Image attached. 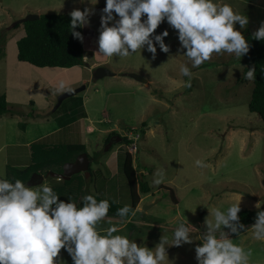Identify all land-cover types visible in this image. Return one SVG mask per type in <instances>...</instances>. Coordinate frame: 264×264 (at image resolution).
Wrapping results in <instances>:
<instances>
[{
  "label": "rangeland",
  "instance_id": "1",
  "mask_svg": "<svg viewBox=\"0 0 264 264\" xmlns=\"http://www.w3.org/2000/svg\"><path fill=\"white\" fill-rule=\"evenodd\" d=\"M75 1L0 0L4 7V14L0 15V24L5 26L0 27V92L4 87L3 68L7 67L4 61L16 56L15 41L24 35V31L15 28L14 24L17 25L16 22L28 14H36L31 12L30 8L43 7L41 14H63L53 10L54 6L61 7L56 2L69 6V3ZM222 3L231 5L234 11L249 17L246 28L240 29L237 23V30L242 31L244 35L252 32L249 9L253 7L248 5L247 0H222ZM26 7L30 8L25 9ZM9 20H12L11 24H8ZM12 28H15V31L10 30ZM91 29L99 33L97 26ZM167 30L169 35L165 37V43L170 46L168 53L160 51L157 46L155 59L142 49L126 58L108 57V63L99 66L110 72L122 65L132 67L150 79L146 86L134 81H131V84L114 81L107 84L106 78L91 80L86 86L81 85L86 89L77 94V105L72 106L71 98L76 96L74 95L65 99L57 109L58 116L69 106L70 109L80 112L82 103L87 98H91L90 96L97 98L92 102L96 111L91 114L90 124L95 131L86 135L89 143L87 141L85 144L77 142L71 144L72 139L69 143L73 147L71 149L67 147L69 145L67 143L60 145L43 143L45 147H41L51 151L49 155L53 149L56 150L52 156L66 150L64 157L56 156L45 164L40 154L42 148L32 150L29 147L27 150H31V153L26 156L29 160L24 164L27 169L15 167L14 170L12 168L6 170V173L10 174L9 181L20 179L27 184L34 173L44 171L45 167L61 173L65 160H74L78 153H88L89 177L86 179L83 175L80 178L83 184L81 192L94 195L98 201L107 199L111 204L129 205L127 182L122 172L118 171V167L116 170L117 158L121 160L126 145L121 140L113 142L110 146L109 141L105 144L107 134L99 140L97 147L94 146V140L101 135L99 133L101 129H111L120 137L135 129L140 138L137 143L138 151L132 155L133 165L136 172L144 177L149 188L147 194H140L141 201L136 207L140 209L137 212L143 217L136 215L131 217L130 220L138 226L133 230L125 227L128 221L120 219L104 220L99 227L106 229L115 225L118 231L114 235H126L138 245L152 249L160 242L162 236H166L171 244L175 228L180 222L188 221L196 228L192 232L194 240L191 244L167 246L170 261L166 264H198L195 259V247L201 243L200 237L207 230L206 218L214 219L209 215L210 209L220 208L224 211L241 199V211L257 209L255 207L257 203L261 204L260 210H264V129L259 116L250 113L247 107L252 83L249 80L241 81L245 66L242 58L238 59L234 54L227 53L213 54L212 58L199 68H192L191 62L183 55L186 50L180 49L176 30L169 25ZM159 33L161 31L157 30V34ZM85 43L87 44V38ZM96 44L98 46V41ZM96 55L100 57L99 54ZM181 64H186L193 73L190 86L186 85L189 77L180 73ZM74 71L45 70V77L53 80L52 85L56 88L54 93L65 92L58 91L61 80L65 85L73 83L74 88L69 90L81 87L76 86L79 77ZM94 83L97 85L91 87ZM106 94L110 96L104 100ZM17 99L23 100L19 97ZM36 100L38 103L34 108L26 105L23 106L24 109L38 107L42 109L43 100ZM88 102L87 105L91 103ZM22 114L25 115L23 111L19 115L24 118ZM19 123L25 124V119ZM57 123L60 124L61 120H57ZM17 134L20 138L15 137V142L24 141L22 133ZM5 154L4 150L0 151V157H4ZM21 154L19 152L17 155L21 157L23 156ZM110 159V166L105 165ZM197 160L204 161L207 167L197 166L195 163ZM158 169L163 170L165 179L164 183L157 186L152 181ZM2 174L0 178H5L6 174ZM60 184L58 186H62L64 181ZM75 203L78 207L82 206L79 200ZM230 238L233 243L242 245L246 251L251 250L249 264H264V241L252 239L250 232H242L239 236L230 234ZM60 256L66 264H72V259L65 250H61Z\"/></svg>",
  "mask_w": 264,
  "mask_h": 264
},
{
  "label": "clouds",
  "instance_id": "2",
  "mask_svg": "<svg viewBox=\"0 0 264 264\" xmlns=\"http://www.w3.org/2000/svg\"><path fill=\"white\" fill-rule=\"evenodd\" d=\"M90 3L96 5L98 0ZM92 11L85 8L69 13L70 31L81 42L84 37L76 29L89 24ZM102 13L96 54L105 57L126 58L143 49L155 59L157 46L168 53L170 46L165 43L168 30L156 33L164 22L176 30L180 49L186 50L183 55L192 68H199L213 54H234L240 59L250 50L245 35L236 29L237 23L240 29H245L249 17L234 11L222 0H106ZM251 35L264 41V21ZM180 73L189 77L186 85L190 86L191 69L181 64ZM244 77L255 80V67L248 68ZM64 88L61 80L58 91ZM195 163L207 167L202 160ZM164 179L163 170L158 169L152 183L158 186ZM61 181V177L56 178L57 183ZM240 202L241 199L224 211L209 210L214 219L206 218L207 230L195 247L198 264H249L251 250L233 243L230 234L239 236L244 230L251 233L252 239L264 241V210H259L261 204L257 203L255 223L246 227L238 215ZM109 208L107 199L98 201L91 194L85 195L82 206L78 207L71 198L62 200L47 182L33 187L20 179L13 183L0 178V264H66L60 256L62 249L69 254L72 264H166L170 261L167 246L191 244L194 240L192 232L196 228L187 221L175 228L171 244L162 236L155 248L138 245L126 235H114L118 231L115 225L99 227ZM129 214L136 215L129 205L117 210L121 218Z\"/></svg>",
  "mask_w": 264,
  "mask_h": 264
},
{
  "label": "crops",
  "instance_id": "3",
  "mask_svg": "<svg viewBox=\"0 0 264 264\" xmlns=\"http://www.w3.org/2000/svg\"><path fill=\"white\" fill-rule=\"evenodd\" d=\"M56 4L61 6L60 8H58L57 6L53 7V10H55V12L58 13H70L74 9L84 10L86 6L87 8L93 10L92 14L89 17V24L82 27V32L84 37L83 55H84L85 64L81 67H73L68 69L71 71H74L73 69H76L74 72H76L75 74L79 77V79L76 82L77 84L76 86H81V85L86 86V84H89L91 80L92 81L94 80L93 78H91L94 70L97 67L106 65L108 63V57L102 55H100V57H96L97 56L96 52L98 51V46L96 42L98 41L99 33L97 34V32L91 29V27L94 26H97L100 29V18L103 13L98 12V8L101 6L105 7L106 0H98V3L96 5H92L90 3V0L87 1L85 0V3H82L81 0H76L74 3H69L70 4L69 6L66 5L64 6L65 3H60V2H56ZM28 8L30 7H26L25 9ZM3 9L4 7L0 2V15L4 14ZM29 10L33 13L41 14V12L43 11V7L38 6V7L30 8ZM116 18L119 19V17ZM10 21L12 20H9L8 24H11ZM1 26L4 25L1 23L0 27ZM110 26H111V22H110ZM167 28H168V24L167 22H164L158 26V28L156 29V33L157 30L163 32ZM17 29H21L24 31L22 24H20L17 27ZM10 30L15 31V28H12ZM86 38H87V44L85 43ZM90 61L91 63H89ZM4 62H6L7 67L3 68L4 75L2 76V83L4 87L0 92V95L2 94L5 95L7 105L9 108L19 109L23 111L25 115H28V113H30L27 117L24 118L20 115H10V114H5L0 117V151L4 150V153L6 152L4 157H0V164L2 167V173L6 174L5 179H8L10 174L6 173V170L11 168L14 170L15 167L22 170L26 168L24 167V164L27 163L29 160L27 159L26 156L29 153H31L30 152L31 150H27V148H29L32 144L38 142L39 140H44L43 143H46L45 145H55V144L60 145L66 143L69 144L71 143L72 139H73V143L71 144H76V142L80 144L87 143L88 140L86 139V135L92 134L95 131V128L92 127L90 124L92 120L91 114H93L96 111V109L93 107L94 104H92V102L97 98L95 97L92 98V96H90L91 98L89 99L87 98L85 102L82 103V109L80 112H77V110L74 111L73 109H70L71 106H69L68 109H66L61 115L59 114L58 116L57 109L62 105L63 102L58 107L55 106L57 102L56 97H58L60 93H54V91L56 92V88L54 87V85H52L53 80L45 77V70L53 69V68H47V69L34 68L26 63L18 62L15 55L13 56V58ZM133 69L132 67L122 65L121 67L112 71L114 74L113 76L104 77L106 78V83L107 84L112 83L113 81L121 82L124 84H131L132 83L131 81L142 83L128 76V74L134 73L140 75L141 77L143 76L144 79L146 78L145 79L146 82L143 83L146 86L150 82V79L146 75H141V73H138ZM61 70L64 71L67 69H61ZM96 85L97 84L94 83L91 87H94ZM72 88H74L73 83H67V85H65L64 90L66 92V90ZM108 96L110 95L108 94L104 95V100H107ZM18 97L23 100H18L17 99ZM12 98L14 100H12ZM36 99L43 100V103L41 105L44 104V107L42 109L39 107L37 109H30V110L24 109L23 106L26 105L30 108H34V106L38 103ZM77 99H78L77 95L71 98V101L73 103L72 106L77 105L76 104ZM88 101L91 103L87 105ZM22 119H25V128L23 130L19 129L18 127V124ZM57 120H61V123L58 124ZM85 122H87V124H85ZM18 132L22 133L24 137V141L15 142V137L20 138V136L17 134ZM110 132H112L111 129L99 130V133L102 136L99 135L94 140V146L97 147L99 144V140L104 136V134H107L106 135L107 138ZM69 146L72 145L69 144L67 147ZM97 151L98 150H93V152H97ZM19 152H21L22 153L21 155L23 156L19 157V155H17ZM79 154L80 153H78V155ZM86 154L89 159V154L88 153ZM74 160H65L63 164L66 162H72ZM110 162L111 159L105 165L110 166ZM88 166L90 167V162ZM95 166L97 167L98 165L95 164ZM45 168L46 169L44 171L42 172L38 171L34 173L33 176L30 177L29 186L38 187L44 182H47L51 187L61 185L60 183H62V181L64 180H62L60 183L56 182V178L59 177V175L56 174H61V173H59L58 171H53L48 167ZM116 170H117V165H116ZM80 175L82 176L85 175L86 179L89 177L88 174L86 175L82 173ZM136 209H137L136 211H140V209L138 208ZM115 219L116 218H108V217L105 218V220H115ZM138 223H140L141 225H145L142 222H138Z\"/></svg>",
  "mask_w": 264,
  "mask_h": 264
},
{
  "label": "trees",
  "instance_id": "4",
  "mask_svg": "<svg viewBox=\"0 0 264 264\" xmlns=\"http://www.w3.org/2000/svg\"><path fill=\"white\" fill-rule=\"evenodd\" d=\"M247 2L249 6L253 7L251 10L249 9L252 32L245 34V38L248 40L250 45V50L247 54L241 57L245 62V66L242 70L241 81L243 82L247 80L244 77V73L248 71V68L255 67L256 79L250 81L252 83V89L247 107L250 113H254L259 116L264 129V41L255 40L251 35L260 26V22L264 21V0H247ZM70 22L71 17L69 13H63L41 14L37 20L23 23L22 26L24 29V36L17 40L15 44L17 61L39 69H70L73 67L83 66L85 64L83 42L73 37L69 28ZM14 26L16 28L19 25ZM76 30L81 32L83 35L82 27L78 26ZM20 112L21 111L19 110L8 108L5 95H0V117L5 114L19 115ZM29 114L30 113H28V115ZM22 115L24 117L28 116L24 114ZM18 127L23 130L25 128V124L19 123ZM112 137L117 138L118 135L114 132H110L105 139V144ZM43 141L44 140H39L38 142L32 144L30 148L33 150L34 148L45 147ZM121 141L125 142L123 138H121ZM68 148L71 149L73 147L70 146ZM55 151L56 150L53 149L52 154H55ZM49 153H51V151L43 148L40 150L44 163L48 162L52 158H56V156H59V158L64 157L66 150L63 153H59V155L52 156V154L49 155ZM117 162L118 171L122 172V175L127 182L130 195L129 206L137 213L136 217L139 216L142 218L143 216L136 211V207L141 199L140 194H147L149 192V188L144 181V177L141 174H138L134 169L131 155L123 152L121 160L120 158H117ZM81 177L83 176L80 174L74 175L68 181H64L62 186H53L52 188L62 200L71 198L73 202L79 200L80 205H82L83 197L86 194L81 192V188L83 187L80 179ZM14 182L15 181H13V183ZM26 185H30L29 182ZM122 207L124 206L111 204L107 217L121 219L124 221L129 220L125 227H129L130 229L132 228V230L135 227H138L137 223L130 220L132 217L131 214L125 218H121L117 215V210ZM257 211L258 209L242 210L238 213L240 216V222L246 227L252 225L255 223ZM242 232H244V230H241V233ZM232 235L237 236V234Z\"/></svg>",
  "mask_w": 264,
  "mask_h": 264
},
{
  "label": "water",
  "instance_id": "5",
  "mask_svg": "<svg viewBox=\"0 0 264 264\" xmlns=\"http://www.w3.org/2000/svg\"><path fill=\"white\" fill-rule=\"evenodd\" d=\"M104 8V6H101L98 8V11L102 13V9ZM39 18V15L36 14H28L27 16L19 19L16 24L20 25L23 24L25 22H31V21H35ZM15 25V24H14ZM114 74L110 71H108L107 69L103 68V67H97L94 72H93V79L94 80H99L102 79L104 77H108V76H113ZM128 76L136 81L145 83L146 80L143 79L141 76L131 73L128 74ZM85 89L84 86H81L79 88L73 89V90H69L66 92H63L62 94H60L57 97V102H56V107H58L65 99L72 97L74 95H77L78 93H80L81 91H83ZM118 139H120V137L118 136ZM120 141V140H119ZM113 142H117V140L112 141L111 139L109 140V146L113 143ZM107 150V149H106ZM88 165H89V159L86 153H81L79 154L74 161L72 162H66L63 164L62 166V172L61 174H56L59 175V177L62 178V180L64 181H68L72 176L77 175V174H88ZM145 210V209H144Z\"/></svg>",
  "mask_w": 264,
  "mask_h": 264
},
{
  "label": "built area",
  "instance_id": "6",
  "mask_svg": "<svg viewBox=\"0 0 264 264\" xmlns=\"http://www.w3.org/2000/svg\"><path fill=\"white\" fill-rule=\"evenodd\" d=\"M121 138L125 140V152L131 156L134 155L138 151L137 143L140 138V134L138 133V131H135V129H133L132 131L124 133Z\"/></svg>",
  "mask_w": 264,
  "mask_h": 264
},
{
  "label": "flooded vegetation",
  "instance_id": "7",
  "mask_svg": "<svg viewBox=\"0 0 264 264\" xmlns=\"http://www.w3.org/2000/svg\"><path fill=\"white\" fill-rule=\"evenodd\" d=\"M120 137V136H119ZM112 141H115V140H117V142H120L119 140H121V137H120V139H118V137L117 138H114V137H112V138H110Z\"/></svg>",
  "mask_w": 264,
  "mask_h": 264
}]
</instances>
